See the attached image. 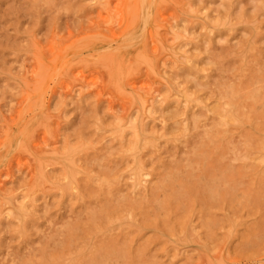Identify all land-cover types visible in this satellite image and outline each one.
I'll list each match as a JSON object with an SVG mask.
<instances>
[{"label": "rangeland", "instance_id": "374dc122", "mask_svg": "<svg viewBox=\"0 0 264 264\" xmlns=\"http://www.w3.org/2000/svg\"><path fill=\"white\" fill-rule=\"evenodd\" d=\"M0 264H264V0H0Z\"/></svg>", "mask_w": 264, "mask_h": 264}, {"label": "bare ground", "instance_id": "6f19581e", "mask_svg": "<svg viewBox=\"0 0 264 264\" xmlns=\"http://www.w3.org/2000/svg\"><path fill=\"white\" fill-rule=\"evenodd\" d=\"M73 159V158H72Z\"/></svg>", "mask_w": 264, "mask_h": 264}]
</instances>
